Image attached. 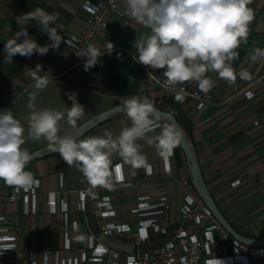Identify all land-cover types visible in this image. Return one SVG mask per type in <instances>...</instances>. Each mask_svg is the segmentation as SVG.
<instances>
[{
  "label": "crops",
  "instance_id": "1",
  "mask_svg": "<svg viewBox=\"0 0 264 264\" xmlns=\"http://www.w3.org/2000/svg\"><path fill=\"white\" fill-rule=\"evenodd\" d=\"M84 1L0 0V108L10 105L13 100H21L30 92L32 94L24 105L29 106L37 103L38 96L43 93L48 95L50 90L56 88L66 91L82 90V88L83 90H92L75 81V74L83 70L84 67L76 65L78 61L76 53L62 42L58 50L50 49L46 55L33 54L31 58L16 55L12 62L7 59L4 53V44L10 36L20 30H27L29 35L41 46L51 43L47 33L44 32L45 30L40 28L35 21L23 22L17 19L36 8L58 16L59 34L63 38L81 34L90 18V15L81 7ZM90 1L95 2L96 0ZM251 5L256 8L257 12L254 13V18L249 25L247 41L240 44L236 50L238 55L231 61L232 67L237 73L235 81L229 82L219 77L215 72H208L207 76L214 83L207 93L201 91L194 81L183 84L186 89L198 91L202 96L208 98L210 103L198 105L192 98L180 102L176 97L166 95L157 89L146 90L143 86L145 91L142 92L140 89L134 96L147 97L149 100L156 96H164L175 101L188 126V134L206 186L219 210L239 234L257 239L264 238V64L252 58L248 47L264 48V0H251ZM119 8L127 15L129 25L124 28H116L113 20H110L109 26L113 30L111 42L128 49L131 55L137 58L134 41L149 35L150 29L133 21L127 14L125 0L122 1ZM107 41L105 32L100 31L91 43L97 49L103 50ZM37 63L42 65L40 74L49 78L48 85L43 89H36L33 86L35 81L24 74L26 68L34 69ZM240 71L248 72L251 79L238 78ZM242 89L253 91L254 97L246 99L239 92ZM99 93L103 95L101 98L109 97L113 105L124 103L122 98L131 99L133 97L115 96L114 93L106 91ZM39 103L44 104L43 100ZM110 107L101 108L91 114L89 118ZM117 119L99 125L83 138L102 135L105 129L116 136L122 128L126 127L125 120L131 123L127 116ZM61 126L59 132L61 136L70 131L69 126L64 124ZM160 131L154 127L153 132L148 133L147 136L152 137ZM45 141L40 140L33 145H28L27 148L24 146L22 148L31 153L47 146L48 143ZM138 143L141 146V153L146 158V165H149L154 171L153 177L144 175L146 165L141 168H133L118 155H114L113 165L121 163L125 179L132 181L136 185L137 191L149 192L154 196L167 192L171 199L173 217L177 218L180 194L183 192L180 184L189 183L184 156L181 154L182 156L177 158L174 153V157L170 161L171 172L167 177L163 175L161 156L156 148L144 140L138 141ZM25 170L30 171L34 179L40 181L38 213L34 216L23 215L21 197L16 202L9 203L7 197L11 193L12 187L0 180V214L6 217V222L2 225L10 228V235L15 234L17 237L16 250L8 255L0 256V264H29L27 260L29 251L37 253L47 251L48 264H55L54 253L61 248L62 235L57 223L58 218L47 213L45 194L52 190H59L58 176L61 173L63 186L60 198L70 208V217L77 220L80 228L85 229L84 216L75 213V204L78 199L77 192L90 188V186L77 167H69L59 153L29 162ZM234 181H238V183L233 185ZM172 184L175 186L174 190L170 186ZM96 188H98L97 194L107 195L111 198L112 204L117 208L118 215L124 217L123 209L130 205L133 199L122 197V191L112 183L108 187L98 186ZM88 209L87 216L90 217V208ZM72 243L75 248H80L85 242L72 236ZM260 253L264 255V248L260 250ZM263 261L264 258L261 259V263H258L263 264Z\"/></svg>",
  "mask_w": 264,
  "mask_h": 264
},
{
  "label": "clouds",
  "instance_id": "2",
  "mask_svg": "<svg viewBox=\"0 0 264 264\" xmlns=\"http://www.w3.org/2000/svg\"><path fill=\"white\" fill-rule=\"evenodd\" d=\"M250 3L251 0H125L127 14L133 21L150 29L149 35L134 41L137 62L152 70H163V86L178 92L184 89H176L177 85L194 81L207 93L214 83L207 76L208 72L234 82L237 73L231 61L238 55L236 50L240 44L247 41L254 18L248 7ZM17 19L35 21L45 30L51 43L41 46L27 30L16 31L4 44V53L10 62L16 55L31 58L33 54L43 56L50 49H59L64 38L59 34L56 14L36 8ZM109 47L113 45L109 43ZM78 56L87 58L84 64L87 71L96 65L101 55L94 45H88ZM252 58L264 59V49L256 48ZM41 70L42 65L37 63L34 69L26 68L24 72L35 81L36 89H43L49 83V78L40 74ZM238 75L243 80L251 79L246 71ZM129 81L134 82V78L129 77ZM66 95L72 102L70 108L64 111L44 108L30 113L28 138L46 139L47 151L59 153L69 167H77L90 186L89 192L98 186L108 187L114 178H120V168L113 167L114 155L133 168L146 165L138 141L153 145L164 158L182 141L181 130L171 124H164L158 135L148 137L159 116L155 115L151 100L135 96L124 102L131 126L122 128L116 136L105 129L102 135L77 139L76 124L85 109L75 93ZM65 119L70 131L61 136L60 121ZM24 132L11 109L0 111V180L17 191H28L35 183L33 174L25 170L32 155L21 147L25 143Z\"/></svg>",
  "mask_w": 264,
  "mask_h": 264
},
{
  "label": "built area",
  "instance_id": "3",
  "mask_svg": "<svg viewBox=\"0 0 264 264\" xmlns=\"http://www.w3.org/2000/svg\"><path fill=\"white\" fill-rule=\"evenodd\" d=\"M122 1L85 0L82 3V9L90 15L86 28L81 34L69 36L62 41L76 53L78 59L76 65L85 64L87 58L78 55L82 54L88 45H92L91 42L96 34L102 31L105 32L108 41L103 50L98 49L100 55L112 51L127 52L142 69L141 87L150 91L157 89L176 98L179 95L180 102L192 98L198 105L210 103L208 98L198 91L186 89L183 84L176 86V89L183 88V92L164 87L163 70H152L139 64L137 58L131 55L128 49L111 42L113 30L109 26L110 20H113L116 28L129 25L127 15L119 8ZM248 7L253 13L257 12L251 3ZM109 43L113 48L109 47ZM255 49L254 46L248 47L252 56ZM258 61L264 64V59ZM239 92L246 99L254 97V92L249 89H242ZM154 127L161 125L156 123ZM174 151L167 158L160 155L164 176L168 177L171 172L170 161L174 157ZM113 167H119L121 171L120 178H114L112 184L122 191V197L133 199L131 204L123 209L124 217L118 215L117 208L112 204L109 196L97 194L98 188L90 192L87 188L77 192L75 213L83 215L85 221V229L80 228L77 220L70 217L71 211L67 203L60 198L63 186L61 173L58 176L59 190L45 194L47 213L58 218L57 223L62 235L61 248L54 253L55 264H222V261L224 264H251V260L261 263V249L246 247L225 232L188 182L180 184L183 192L180 194L177 218H174L171 199L167 192L158 196L149 192H139L132 181L125 179L121 163L118 162ZM144 175L154 176V171L149 165L144 167ZM34 180L35 183L28 191L23 189L17 191L12 187L7 197L9 203H14L21 197L22 213L25 216H34L38 213L40 181ZM237 183L238 181L232 182L233 185ZM88 208H90V217L87 216ZM5 222L6 217L0 214V256L8 255L17 248V237L15 234H9L10 228L2 225ZM72 236L84 241V246L75 248ZM100 237L134 244L136 251L122 253L112 250L100 241ZM217 249H220L219 253ZM47 256V251L38 253L29 251L27 260L29 264H48ZM262 263L264 264V261Z\"/></svg>",
  "mask_w": 264,
  "mask_h": 264
},
{
  "label": "water",
  "instance_id": "4",
  "mask_svg": "<svg viewBox=\"0 0 264 264\" xmlns=\"http://www.w3.org/2000/svg\"><path fill=\"white\" fill-rule=\"evenodd\" d=\"M142 73V69L127 52L112 51L101 55L98 58L96 65L85 71V73H83L81 76L115 77L118 79V90L116 94L120 97H130L136 95L139 92V87L141 86L142 81ZM129 77L134 78V82L130 83ZM79 83L84 87H88L89 89H92L94 91L102 93L105 92L104 88L99 89L97 86L89 84L88 80L86 79L80 80ZM106 91L110 90L107 89ZM154 108L155 115L159 116V120L157 121V123H159L161 127L164 124H171L175 125L179 130H181L182 141L177 147L184 156L189 183L198 198L209 210L215 221L221 226V228L225 232H227L231 237L242 243L244 246L255 249H263L264 238L253 239L239 234L219 210L204 181L192 142L180 122L175 118L172 112L160 109L156 105H154ZM124 116H127L124 108V103H118L116 105H113L112 107L97 113L96 115L88 118L87 120L79 124L76 127L77 139H82L94 128L98 127L103 123L108 122L109 120ZM47 146L31 152L30 154L32 155V160L30 162L38 161L58 154L55 152L47 151ZM100 241L108 248L118 252L134 253L136 251V246L134 244H127L116 240L108 239L106 237H100Z\"/></svg>",
  "mask_w": 264,
  "mask_h": 264
},
{
  "label": "rangeland",
  "instance_id": "5",
  "mask_svg": "<svg viewBox=\"0 0 264 264\" xmlns=\"http://www.w3.org/2000/svg\"><path fill=\"white\" fill-rule=\"evenodd\" d=\"M83 70H85V69H83ZM76 74H75V81L79 82L80 80ZM79 87H81V86H79ZM81 88H79V89H81ZM140 89L142 92L145 91V89L143 87L141 88V86L139 87V90ZM106 92L110 93L109 91H106ZM66 93H75L78 102L80 104H82L84 106V109H85V113L77 121L76 126H78L80 123H82L84 120H86L87 117L89 118V116L91 114L100 110L101 108L110 107L111 105H113V102H110L111 100H109V97H106L105 99L101 98L103 95L97 91H94V90L88 91V90H83V88H82V90L66 91V90H61V89L56 88L54 90H50V93L48 92V95H46V93H43L41 96H38L39 101L37 103H33L32 108H29V106L24 105V103H25V101L28 100V98L30 97V94H32L30 92V94L28 93L21 100H19V101L13 100L10 105H7L5 107L1 106V108H0V111H3L5 109H11L14 113V116L23 125V127L25 129V132H24L25 143L22 146L27 148L28 145H33V143H37L40 140H46L43 137H41V139L33 141V140L29 139L28 137H26L29 135L28 134V117H29L30 113L33 110H40V109H44V108H52L54 110H59V111H64L67 107L70 108L72 106V102L70 100H68ZM115 96H117V94H115ZM46 99H48V100H46ZM49 99H52V100H49ZM125 99H128V98H122V100L124 102H125ZM42 100H43L44 104L39 103ZM119 118L121 119V117H119ZM116 119L117 118H114L112 120L116 121ZM112 120H109V121H112ZM117 121H118V119H117ZM62 124H64L65 126H68L66 123V119L60 121V128L62 127L61 126ZM124 125L126 127H128L131 125V123L129 121L125 120ZM156 128L158 130H162V127H156ZM45 142L48 143L47 140ZM170 186L172 187V190H174V188H175L174 184H172ZM83 246H84V244L82 245V247ZM219 251H220V249H217L218 253H219ZM262 258H264L263 254H262ZM251 264H259V263L256 260H251Z\"/></svg>",
  "mask_w": 264,
  "mask_h": 264
},
{
  "label": "trees",
  "instance_id": "6",
  "mask_svg": "<svg viewBox=\"0 0 264 264\" xmlns=\"http://www.w3.org/2000/svg\"><path fill=\"white\" fill-rule=\"evenodd\" d=\"M154 105L158 106L160 109L167 110L173 113L175 118L180 122V124L185 129L188 137V126L185 122L183 114H181V111H179V108L177 107L175 101L172 98L164 97V96H156L154 99L151 100ZM190 139V137H189ZM191 140V139H190ZM175 156L177 158L180 157L182 154L181 151L178 149V147L175 148Z\"/></svg>",
  "mask_w": 264,
  "mask_h": 264
},
{
  "label": "flooded vegetation",
  "instance_id": "7",
  "mask_svg": "<svg viewBox=\"0 0 264 264\" xmlns=\"http://www.w3.org/2000/svg\"><path fill=\"white\" fill-rule=\"evenodd\" d=\"M85 73V70H81L80 72H77V76L79 80H88V83L97 86L99 89H107L110 90L111 93L116 94L118 90V79L115 77H108V76H99V77H82L81 75Z\"/></svg>",
  "mask_w": 264,
  "mask_h": 264
}]
</instances>
